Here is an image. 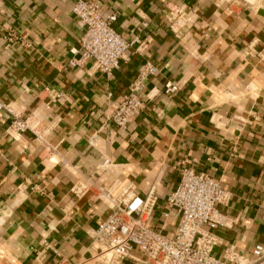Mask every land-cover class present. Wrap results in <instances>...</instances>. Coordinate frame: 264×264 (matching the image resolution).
<instances>
[{
	"label": "crops",
	"instance_id": "crops-1",
	"mask_svg": "<svg viewBox=\"0 0 264 264\" xmlns=\"http://www.w3.org/2000/svg\"><path fill=\"white\" fill-rule=\"evenodd\" d=\"M76 1L0 0V104L28 123L11 131L0 109V264H103L93 231L126 191L155 193L149 226L172 236L165 199L184 168L229 193L212 255L250 257L264 244V0H95L134 41L109 76L67 64ZM146 63L143 109L118 129L113 104Z\"/></svg>",
	"mask_w": 264,
	"mask_h": 264
},
{
	"label": "built area",
	"instance_id": "built-area-1",
	"mask_svg": "<svg viewBox=\"0 0 264 264\" xmlns=\"http://www.w3.org/2000/svg\"><path fill=\"white\" fill-rule=\"evenodd\" d=\"M71 12L81 36L77 47L71 49V54H79V58L70 59L67 64L77 67L90 60L98 72L111 75L134 41L129 43L116 33L113 28L115 14L103 18L95 0H77ZM258 58L264 63V47ZM154 72L149 63L143 65L130 92L113 104L109 120L116 128H125L139 116L144 104L137 93L143 81ZM175 90V86L165 84L166 93ZM0 109L13 116L11 131L19 133L28 129L27 119H20L13 113L9 103L0 104ZM228 201L229 193L218 181L205 173L181 169L175 188L165 199L167 209L178 217V226L172 236H166L149 226L156 203L155 193L151 191L141 197L126 191L114 202L110 215L93 231L97 257L103 264H119L124 259H133L136 264H264V244L256 245L250 257H242L232 249H227L222 259L212 255L216 244L214 231L228 225L216 206ZM133 251L140 257L133 258Z\"/></svg>",
	"mask_w": 264,
	"mask_h": 264
}]
</instances>
